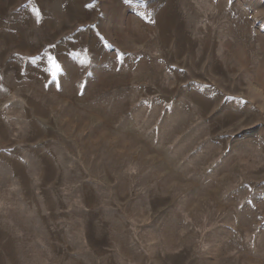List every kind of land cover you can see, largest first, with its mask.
Here are the masks:
<instances>
[{
  "label": "rangeland",
  "instance_id": "374dc122",
  "mask_svg": "<svg viewBox=\"0 0 264 264\" xmlns=\"http://www.w3.org/2000/svg\"><path fill=\"white\" fill-rule=\"evenodd\" d=\"M0 264H264V0H0Z\"/></svg>",
  "mask_w": 264,
  "mask_h": 264
},
{
  "label": "snow or ice",
  "instance_id": "6c2138e0",
  "mask_svg": "<svg viewBox=\"0 0 264 264\" xmlns=\"http://www.w3.org/2000/svg\"><path fill=\"white\" fill-rule=\"evenodd\" d=\"M51 59V58H50ZM57 68H58V66H57Z\"/></svg>",
  "mask_w": 264,
  "mask_h": 264
}]
</instances>
